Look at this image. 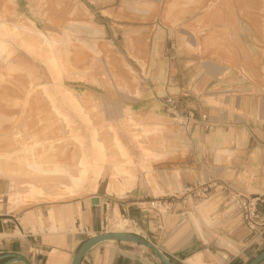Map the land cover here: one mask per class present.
<instances>
[{
	"label": "rangeland",
	"instance_id": "1",
	"mask_svg": "<svg viewBox=\"0 0 264 264\" xmlns=\"http://www.w3.org/2000/svg\"><path fill=\"white\" fill-rule=\"evenodd\" d=\"M235 3V0H0V20L9 22L10 19L14 21L19 16H27L40 30L63 42L62 46L67 45L66 53L61 55L66 64L68 63L70 72L78 73L81 79L74 81L76 79L65 76L63 84L85 98L83 103L91 121L94 120L92 124L100 129L99 138L107 145L111 155L115 150L111 144L109 126L115 129L134 163L131 164V170L135 180L130 182L129 189L138 180H143L152 189L155 188L156 180L152 164L159 157L155 155L156 158L149 157L144 160L142 147L133 139L132 127L136 122L150 124L146 122L144 114L138 112L140 105L134 107L133 103L151 97L150 89L155 85L156 75L162 73L166 64H174L173 69L177 72L184 71L179 74L182 80L187 82L191 79L195 82L198 79L196 82L209 84V87L214 84L223 86L224 90L220 94L222 107L242 120L253 119L258 128H264V17L258 26L252 25L250 15V19L246 15L251 9L245 6L246 11H241ZM12 49L16 54L20 53L29 60H35L41 68V73L47 74L41 61L33 59L16 45H13ZM166 58H171V61L168 62ZM86 75H90V81L85 80ZM45 81L50 83L48 77ZM27 82L22 72L8 68L6 63L0 61V96L5 95L0 97V153L13 147L15 132L19 131L25 142L38 141L42 144L32 150L35 158L41 162L47 160L50 155L61 152L64 156L67 155L72 146L59 130L56 118L52 114L49 115L48 104L44 98L36 96L34 92L27 96ZM236 89L240 91L237 92ZM247 89L250 91L249 95H242L241 91ZM56 91L59 89L56 88ZM12 92H17L15 94L18 95ZM247 96L249 100L246 99ZM173 97L175 95L164 97L166 113L168 100L174 103L176 101ZM228 99V103H225ZM59 100L64 102L62 96H59ZM205 101L212 103L208 97ZM237 102H240V107L244 109L237 107ZM246 108L249 109L248 113H245ZM14 111H17L16 117L13 116L16 114L12 113ZM189 113H192L193 117L191 128L188 130L184 131L177 124L176 127L173 124L172 127L158 126L156 129L148 127L151 133L145 138L147 147L163 151L165 142L162 140V134L172 131L192 132L196 115L192 111L185 114ZM127 115H132L137 121H126ZM168 116L171 122L175 123L173 115ZM24 125L29 126L28 132ZM75 125L81 134L89 135L85 124L77 116ZM58 135L63 138L60 148L52 152L46 151L48 139L59 138ZM225 145L228 146L229 142H225ZM61 148L63 150H60ZM227 148L225 150L230 152ZM12 159L0 160V186L3 190L0 193V209L3 211H21L40 203L59 204L71 200H87L91 194L104 190L113 171L112 163L105 165L98 191L85 186L73 196L65 194L58 199L9 202L7 192L11 182L10 175L20 176L27 171L24 161ZM19 163L23 167H20ZM11 167H16V172L9 170ZM18 168L24 169L22 171ZM137 169L139 171H136ZM195 204L196 211L191 214V218L196 227H201L199 214L205 223H215L206 216L216 209L217 203L195 201ZM154 206L158 207L160 212H165L160 203ZM120 221L122 224L120 223L119 228L131 231L126 227L127 221L121 218ZM113 224L112 218L109 219L107 229L113 230ZM72 232H81V229L73 228ZM137 249L158 261L149 250L141 247Z\"/></svg>",
	"mask_w": 264,
	"mask_h": 264
},
{
	"label": "crops",
	"instance_id": "2",
	"mask_svg": "<svg viewBox=\"0 0 264 264\" xmlns=\"http://www.w3.org/2000/svg\"><path fill=\"white\" fill-rule=\"evenodd\" d=\"M165 60L170 62L171 58ZM173 68L174 64H166L156 75L151 97L133 103L134 107L140 105L138 112L144 114L146 122L157 127H176L166 113L164 97L168 95H175L179 112L192 111L196 115L192 132L162 134L165 148L152 164L155 188L138 180L122 193H108L105 186L87 200L40 203L21 211L0 209V255L19 253L33 264H71L88 237L112 231L107 229L109 219L117 215L127 221L129 232L148 239L172 264H196V255H201L202 264H248L264 249V234L260 236L246 228L238 216H223L218 206L206 216L215 223H205L198 215L199 229L191 218L196 208H191L189 202L174 199L164 213L154 206L167 198L164 196L181 193L209 179L216 184L228 183L245 195L264 198V128L222 107L223 86L209 87L196 82L198 79L187 82L179 74L184 71ZM249 93L248 89L241 91L245 96ZM207 97L212 103L205 101ZM50 210L57 214L53 220L49 219ZM73 228L87 233H73ZM137 248L127 242H103L89 250L81 264H160Z\"/></svg>",
	"mask_w": 264,
	"mask_h": 264
},
{
	"label": "bare ground",
	"instance_id": "3",
	"mask_svg": "<svg viewBox=\"0 0 264 264\" xmlns=\"http://www.w3.org/2000/svg\"><path fill=\"white\" fill-rule=\"evenodd\" d=\"M8 1L11 2L12 0ZM235 2L241 11H246L245 6L252 10L247 13L245 12L247 18H251H249L252 22L250 24L258 26L262 22L264 17V0H235ZM225 8L226 7H223V9ZM10 21L12 20L10 19L9 22L0 20V61L6 63L8 68L13 69L14 71H20L26 76L28 81L27 96H29L31 92H34L36 96L40 95L44 98L48 104L47 109H49V115L52 114V116L56 118L59 123V130H61L62 134L65 135V138L68 140L67 142L72 146V148L68 150V154L65 153L67 155L64 156L62 152V155L56 153L57 155L47 156V160H43L44 162L42 161V163L41 160L35 158L32 151L40 147L42 144L38 141L25 142L21 133L16 131L13 147L11 146V149L9 148L10 150L7 148V150H9L7 152L0 153V160L13 158L19 162L24 161V165L27 168L25 170L27 171L24 170L25 173L20 176L19 174H13V177L10 175L9 179L11 178V182L7 192L9 202L25 200L30 201L31 199H58L62 198L65 194L73 196L75 193L81 191L85 186L91 188L93 191H98L99 180L103 177L104 167L107 164L111 165V163L113 171L107 181V192L122 193L128 190L130 182L132 183L135 180V175L131 170V164L133 161L120 138L116 134L115 129L112 126H109L110 140L112 147L115 150L114 154L111 155L109 154L107 145L99 138L100 129L92 124V121L94 120L91 121L89 116L90 114L83 103L85 98L72 92L63 84L65 76L70 79H76L74 81H80L81 79L80 76H78V73L76 74L74 72H70L67 68L68 63L66 64V61L61 55V53H66L65 50H67V45L62 46L64 45L63 42L52 38L51 35H47L45 32L40 30L36 26L35 22L27 16H19L16 20L12 22ZM13 45H16L19 49L23 50L24 53L33 57V59L41 61L48 75L41 73V68L37 65V63H35V60H29L26 56H23L20 53L16 54V52L12 49ZM47 77L50 79V83L45 81L47 80ZM85 80L90 81V75H86ZM56 88L59 89L58 92L56 91ZM5 91H7V89ZM15 93L13 94L17 96L18 94ZM13 94H11L12 98L14 97ZM59 96H62L64 102L59 100ZM0 97H5V95ZM16 98L18 97H15V99ZM1 110L3 115V109L1 108ZM15 110L19 111V109ZM69 111H71L74 116ZM127 111L130 112V110ZM16 112L14 111L12 113L15 114ZM17 115L18 114L16 113L13 116L16 117ZM75 116L80 118L85 124L86 130L89 132L88 136L81 134L79 129L76 127ZM126 121L134 122L137 120H134L132 115H127ZM22 123L20 124L22 125ZM20 124V128L23 129ZM27 127L29 128V126ZM27 127H25L26 132H28ZM148 127H153V129L157 128V126L150 124H138V122H136V124L132 127L133 139L137 140L138 144L142 147L143 156L145 158L144 160H148L149 157L156 158L157 156L158 158L162 155V151L157 150V148L151 149L150 147H147L145 138L149 133H151L149 132L150 129ZM25 135L26 134H24V136ZM58 137L59 138L48 139L45 147V149H47L46 151L52 152L60 148L59 146L63 143V138L61 139L59 135ZM5 146L1 147L5 148ZM62 148L66 150L68 149L66 147ZM62 148L60 150H63ZM28 154H30V157L27 158ZM19 166L23 167L20 163ZM13 168L11 167L9 170H14L13 172H16V167ZM19 169H22L23 171L24 168H18V170ZM18 170L17 172H19ZM55 215L57 214L55 213ZM55 215L53 210L49 211V219L53 220ZM112 221L114 223V229L112 231H130L122 230L121 227H118L121 223L119 215L114 217ZM194 261L196 264H202L201 255H196Z\"/></svg>",
	"mask_w": 264,
	"mask_h": 264
},
{
	"label": "built area",
	"instance_id": "4",
	"mask_svg": "<svg viewBox=\"0 0 264 264\" xmlns=\"http://www.w3.org/2000/svg\"><path fill=\"white\" fill-rule=\"evenodd\" d=\"M167 113L173 115L175 124L181 129L191 128L192 113L182 114L177 110L176 105L168 100ZM160 202L164 206L165 212L170 209V204L174 199H181L182 203L189 202L191 208L197 205L195 201H216L218 208L224 215L238 216L241 222L251 231H257L261 236L264 234V198L259 195H245L232 189L228 183L216 184L211 179L202 182L193 188H184L181 193H175ZM169 199V200H167ZM82 233H85L83 230ZM87 233V232H86Z\"/></svg>",
	"mask_w": 264,
	"mask_h": 264
},
{
	"label": "water",
	"instance_id": "5",
	"mask_svg": "<svg viewBox=\"0 0 264 264\" xmlns=\"http://www.w3.org/2000/svg\"><path fill=\"white\" fill-rule=\"evenodd\" d=\"M93 203L97 202V199L92 201ZM127 242L132 243L138 247H144L149 250L155 258L159 261L160 264H172L166 255L156 247L152 242H150L145 237L131 233V232H106L99 235H94L88 237L77 249L76 253L73 256L71 264H81L84 256L89 250L94 246L103 243V242ZM2 264H33L27 257L19 253H8L0 255V262ZM264 262V249L258 253L248 264H261Z\"/></svg>",
	"mask_w": 264,
	"mask_h": 264
}]
</instances>
